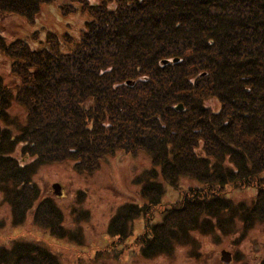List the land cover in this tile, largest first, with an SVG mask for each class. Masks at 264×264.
Masks as SVG:
<instances>
[{
    "label": "trees",
    "instance_id": "1",
    "mask_svg": "<svg viewBox=\"0 0 264 264\" xmlns=\"http://www.w3.org/2000/svg\"><path fill=\"white\" fill-rule=\"evenodd\" d=\"M67 1L87 13L68 51L56 37L39 48L0 37L15 74L12 85L0 78V194L10 223L29 213L50 235L68 234L32 179L37 167L70 161L91 172L106 155L137 150L149 163L139 168V200L128 197L108 217L111 247L136 224L142 256L178 241L195 257L194 231L225 229L233 216L243 228L264 222V0ZM40 3L0 0V13L30 22ZM11 99L23 122L8 113ZM230 186L252 187L253 197L234 203ZM55 253L35 238L0 242V264H57Z\"/></svg>",
    "mask_w": 264,
    "mask_h": 264
},
{
    "label": "rangeland",
    "instance_id": "2",
    "mask_svg": "<svg viewBox=\"0 0 264 264\" xmlns=\"http://www.w3.org/2000/svg\"><path fill=\"white\" fill-rule=\"evenodd\" d=\"M98 2L88 0L89 4ZM112 5L113 3L108 4ZM86 15L76 2L69 4L67 0H41L39 10L30 22L15 14L0 13V35L3 43L10 42L15 37H22L33 48L46 47L47 39L56 37L58 51L66 52L84 28ZM118 40L122 42L120 38ZM14 77L15 74L10 72L7 57L0 49V78H3V83L12 85ZM66 86L70 85L66 83ZM7 111L14 120L23 122L25 113L13 99ZM13 127L14 125L10 126L11 129ZM148 163L147 154L137 150L134 154L116 151L113 155H106L91 172L74 171L70 161L39 165L32 179L40 187L41 194L50 196L61 209L62 225L68 234L58 238L50 235L38 224L33 223L29 213L22 222L12 225L9 206L1 200L0 194V242L8 244L14 237L39 239L56 252L57 264H256L263 259L264 222L255 220L249 227L243 228L237 216L230 219L234 221L233 225L226 222L225 229L221 230L216 226L213 232L212 229L201 234L194 231L199 249L195 257L189 252L190 247L178 241L169 252L162 250L151 257L142 256L132 241L133 234L140 229L136 224L128 237L117 242V246L111 247L110 245L115 243V236L110 235L109 229L107 230L108 217L115 212L118 204L128 201V197H138L134 191L140 186L137 178L142 179L139 168L147 166ZM53 181L59 183V194L52 192L50 184ZM178 183L183 187L190 184V180L180 178ZM162 185L165 193L171 191L167 185ZM228 189L234 203H248L253 197L252 187L237 189L230 186ZM79 190L83 192L80 200L77 197ZM73 206L80 208V214L74 217L71 212ZM222 249L230 253L227 263L220 259Z\"/></svg>",
    "mask_w": 264,
    "mask_h": 264
},
{
    "label": "water",
    "instance_id": "3",
    "mask_svg": "<svg viewBox=\"0 0 264 264\" xmlns=\"http://www.w3.org/2000/svg\"><path fill=\"white\" fill-rule=\"evenodd\" d=\"M177 110H180L181 109V105L178 104V106H176ZM51 188H52V191L54 193H59V184L57 182H52L51 183ZM220 259L223 260L225 263L228 262V260L230 259V253L229 251H225V250H220Z\"/></svg>",
    "mask_w": 264,
    "mask_h": 264
}]
</instances>
